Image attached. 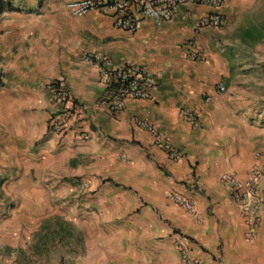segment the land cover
<instances>
[{"label": "crops", "instance_id": "obj_1", "mask_svg": "<svg viewBox=\"0 0 264 264\" xmlns=\"http://www.w3.org/2000/svg\"><path fill=\"white\" fill-rule=\"evenodd\" d=\"M69 1L0 0V264H264V210L251 237L222 181L264 173V124L251 121L253 106L217 90L237 58L225 36L247 0H226L221 12L231 22L220 31L195 30L214 9L188 5L171 22L143 19L135 33L98 11L74 18ZM85 52L147 68L156 78L152 100H130L119 115L101 109ZM58 78L87 116L64 138L48 128L46 86ZM144 125L182 159H170ZM52 233L65 251L49 250Z\"/></svg>", "mask_w": 264, "mask_h": 264}, {"label": "built area", "instance_id": "obj_2", "mask_svg": "<svg viewBox=\"0 0 264 264\" xmlns=\"http://www.w3.org/2000/svg\"><path fill=\"white\" fill-rule=\"evenodd\" d=\"M226 0H72L66 3V10L74 18H83L91 11L108 14L114 18L116 28L135 33L138 31L143 19L148 18L158 25L176 19L180 10L188 5H201L214 9V12L195 22V30L211 29L220 31L224 29L229 17L221 12ZM189 51L194 60H202L203 55L194 43H188ZM82 60L96 69L99 83L103 89L98 106L110 115H119L127 107L130 100H152L156 88V78L151 71L135 63H116L110 56L101 53L85 52ZM0 72V85L2 84ZM52 101V110L48 122L49 130L60 138L73 128H81L87 118L85 107L74 96L71 87L64 78L50 81L46 86ZM219 92H225L226 86L220 83ZM189 123L198 126L197 116L190 110L185 111ZM151 133L156 131L152 126L144 125ZM156 135L159 147L168 154L169 158L178 161L182 159L183 152L177 149L169 139ZM80 139L87 141L90 133L82 131ZM263 171H258L254 177L243 182L232 175H226L222 181L229 189L233 199L240 205L246 223L252 228L250 236L253 237L254 228L261 222V210H264V184ZM174 202L194 214L193 203L182 195H173ZM190 264H204L200 259H194Z\"/></svg>", "mask_w": 264, "mask_h": 264}, {"label": "rangeland", "instance_id": "obj_3", "mask_svg": "<svg viewBox=\"0 0 264 264\" xmlns=\"http://www.w3.org/2000/svg\"><path fill=\"white\" fill-rule=\"evenodd\" d=\"M243 11L234 18V27L225 37L228 43L236 49L237 58L230 69V76L226 91L233 100L253 106L250 112L251 121L264 124V40L251 42L246 35L257 30H264V0H247ZM228 24L231 22L229 15ZM227 24V25H228ZM233 31V32H232ZM222 82V81H221ZM224 82V81H223ZM56 235V234H55ZM59 234L56 235L58 240ZM54 234H51L53 243L49 250L54 253L65 251L64 246L55 244ZM60 241L66 240L65 236L59 237ZM80 241V239H78ZM61 264V263H60Z\"/></svg>", "mask_w": 264, "mask_h": 264}, {"label": "trees", "instance_id": "obj_4", "mask_svg": "<svg viewBox=\"0 0 264 264\" xmlns=\"http://www.w3.org/2000/svg\"><path fill=\"white\" fill-rule=\"evenodd\" d=\"M10 11H14V9L9 8ZM246 39L248 41L257 43V42H261L262 40H264V30L263 31H251L246 35Z\"/></svg>", "mask_w": 264, "mask_h": 264}]
</instances>
